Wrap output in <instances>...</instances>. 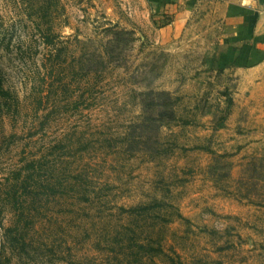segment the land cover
<instances>
[{
	"label": "rangeland",
	"instance_id": "obj_1",
	"mask_svg": "<svg viewBox=\"0 0 264 264\" xmlns=\"http://www.w3.org/2000/svg\"><path fill=\"white\" fill-rule=\"evenodd\" d=\"M177 4L163 34L153 0H0V264H264V135L234 110L224 7ZM151 90L178 121L143 123Z\"/></svg>",
	"mask_w": 264,
	"mask_h": 264
},
{
	"label": "crops",
	"instance_id": "obj_2",
	"mask_svg": "<svg viewBox=\"0 0 264 264\" xmlns=\"http://www.w3.org/2000/svg\"><path fill=\"white\" fill-rule=\"evenodd\" d=\"M178 1L153 0L155 12L175 17L159 32L171 34L174 25L178 30L183 24L179 22L188 17L190 9H178ZM220 1L224 7L225 34L219 56L232 71L234 110L240 116L249 113L254 134L264 135V0Z\"/></svg>",
	"mask_w": 264,
	"mask_h": 264
},
{
	"label": "trees",
	"instance_id": "obj_3",
	"mask_svg": "<svg viewBox=\"0 0 264 264\" xmlns=\"http://www.w3.org/2000/svg\"><path fill=\"white\" fill-rule=\"evenodd\" d=\"M168 23V22H167ZM133 32L127 31V30H119L114 32L115 40L117 41V44H129L130 41H132V38L130 35H132ZM126 36H129L130 39H125ZM103 57V56H102ZM5 90L2 89L1 81H0V94H5ZM166 94V93H165ZM148 95H152V99L149 101V103L146 105V107L149 110H153L155 113L152 112L150 115H146L143 119V123L148 124L147 127L150 125H155V129H160L163 125H168L173 121H178L179 117L177 116L174 109H171V105L167 99L165 101H162V103H157V98H161L163 93H157L154 90L149 91ZM231 103V99H230ZM159 108L164 109L163 111L158 110ZM186 123V122H185ZM159 150V149H158Z\"/></svg>",
	"mask_w": 264,
	"mask_h": 264
}]
</instances>
